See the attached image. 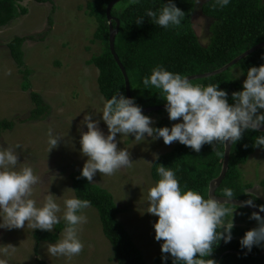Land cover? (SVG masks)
Returning a JSON list of instances; mask_svg holds the SVG:
<instances>
[{
  "label": "clouds",
  "instance_id": "clouds-1",
  "mask_svg": "<svg viewBox=\"0 0 264 264\" xmlns=\"http://www.w3.org/2000/svg\"><path fill=\"white\" fill-rule=\"evenodd\" d=\"M139 2L130 0L131 4ZM200 2L197 0L198 4ZM230 2L214 0L213 6L223 9ZM145 16L155 26L169 29L181 26L185 12L177 7L174 0H167L155 11L146 9ZM145 16L137 18L135 23L141 25ZM142 84L146 90H157L166 102L169 120L179 122L171 127L153 126L155 122L143 114L135 98H128L120 91L104 100L102 109L85 112L81 125L87 130L80 131L79 151L87 159L80 170V177L89 184L93 183L97 173L111 176L118 170L132 167L131 153L118 148L117 134L131 135L137 142L146 141L147 134L152 141L162 138L165 145L179 142L199 153L205 144L212 146L213 150L217 143L237 144L246 131L257 132L264 127V112L259 111L264 109V64L248 68L242 90L231 94L232 103H229L228 93L220 89V84L194 85L187 76L171 72L162 65H157L149 76L143 77ZM96 115L99 119H94ZM101 121L107 126V134L99 127ZM47 135L50 153L64 137L54 134L52 129ZM253 147L264 148V132L255 137ZM18 148V144L0 147V229H22L26 224L32 230L53 232L55 226L63 222L60 238L47 244L46 253L68 259L78 256L84 248L79 232L87 223L83 210L91 207V201L73 195L63 200L61 208L57 196L48 190L38 204L32 196L40 177L31 166L18 167L22 164ZM153 158L158 160V154L154 153ZM156 164L159 178L147 190L146 211L158 217L153 224L154 239L163 241L161 252L170 254L173 264H206L204 258L211 255L215 242L223 240L228 243L232 239L233 219L229 223L226 217H233L235 211L225 205L231 203L234 192L225 187L224 202L212 195L205 198L198 191L188 189L187 185L182 189L174 170ZM261 196H264V189L256 194V199ZM243 206L259 208L250 217L256 221V227L246 231L239 241L241 249L250 252L253 246H264V216L260 215L264 213V205L257 206L254 199H248ZM15 251L16 247L10 244L0 246V255L3 256ZM167 259L168 255H162L164 264ZM0 264H7V260L0 259ZM211 264L215 262L211 260Z\"/></svg>",
  "mask_w": 264,
  "mask_h": 264
},
{
  "label": "rangeland",
  "instance_id": "rangeland-1",
  "mask_svg": "<svg viewBox=\"0 0 264 264\" xmlns=\"http://www.w3.org/2000/svg\"><path fill=\"white\" fill-rule=\"evenodd\" d=\"M90 1L51 0L37 3L34 0H22L18 4L27 10V14L0 29V121L13 122L12 129L0 130V147L20 145L17 152L22 164L18 167L31 166L40 177L32 196L38 204L43 201L48 190L57 196L61 208L64 199L75 196L70 174L74 170L80 171L87 159L79 151L80 131L87 130L81 121L85 112L93 113L102 109L105 100L97 86L98 71L94 65L87 64L91 57L102 52L99 42H92L97 25L86 12V5ZM48 18L53 21L51 28L47 24ZM191 21L201 44L208 46L210 39L203 34L205 23L199 9L195 10ZM30 36L38 39L26 40L23 47L24 63L31 71L28 77L31 88L26 92L22 89V74L11 59L7 44L15 37ZM230 69V77L242 86L246 78L238 68ZM30 92L37 93L48 107L47 112L35 121H27L35 109ZM259 111L264 112V109ZM145 115L153 119V126L162 120L168 121L169 127L179 122L170 121L165 110ZM94 119H99V115ZM99 127L107 134V126L103 121ZM49 129L64 137L50 153ZM145 135L146 141L137 142L131 135L117 134L118 148L131 153L133 165L111 176L97 173L92 184L112 195L119 209L118 222L142 253L145 263L152 264L162 253L163 243L154 239L153 224L158 217L146 212L147 190L155 183L150 173L156 161L153 154L159 157L168 154L180 143L165 145L162 138L152 141L151 137ZM239 170L241 184L251 187V191L247 192V200L254 199V204L259 201L263 205L264 197L256 199L253 190L264 189V149H257L250 154ZM234 211L233 217H226L229 223L233 219L234 228L246 232L256 227V221L250 219L249 215L237 209ZM83 214L87 216V223L81 226L79 232L84 248L78 256L68 259L47 255L46 246L49 243H38L33 236L35 230L25 224L22 229H0V246L10 244L16 247L13 254L0 255V259L7 260V264H36L37 261L45 264H117L113 249L103 235L97 210L90 207L84 209Z\"/></svg>",
  "mask_w": 264,
  "mask_h": 264
},
{
  "label": "trees",
  "instance_id": "trees-1",
  "mask_svg": "<svg viewBox=\"0 0 264 264\" xmlns=\"http://www.w3.org/2000/svg\"><path fill=\"white\" fill-rule=\"evenodd\" d=\"M22 0H0V29L10 25L13 21L22 18L27 10L19 6ZM37 3L51 2V0H34ZM113 0H91L86 5L87 15L94 19L97 27L92 42L98 41L102 52L88 61L98 70L97 85L103 98L109 99L118 91L126 96L123 75L115 63L109 50V30L106 9ZM162 2L167 0H140L131 4L124 0L123 5H115L111 16L118 19L119 30L115 38V53L123 65L130 86L131 98L141 108H150L164 105L166 102L159 96L157 90L144 89L142 78L149 76L151 70L157 65H162L167 70L180 73L184 76H193L218 70L248 51L264 42V0H231L230 4L220 9L214 7V0L200 2L197 0H174L177 7L185 12L180 27L163 29L152 24L150 18L145 16L146 9L157 10L162 7ZM196 9L209 21L208 46H203L195 34L191 17ZM145 16L144 22L137 25L135 20ZM49 28L53 21L48 18ZM113 26L115 23L113 22ZM36 36L15 37L7 44L10 57L22 74V89L29 91L31 84L28 77L31 71L24 63V43L26 40L34 41ZM42 39V38H40ZM264 64V47L239 61L233 67L238 68L246 78V73L251 66ZM231 70V69H230ZM230 70L219 75L191 81L194 85L220 84V89L228 93L229 103H232L231 94L242 90V86L234 81ZM29 96L35 105L27 121H35L42 117L48 110L42 98L35 92ZM170 126L169 122L162 120L155 127ZM13 122L0 121V130H10ZM262 132L246 131L244 137L231 147L227 173L215 192L216 196L223 197L225 187L234 192L232 199L247 201V191L250 185L241 184L239 167L243 166L250 154L257 149L253 147V140ZM224 155V144L217 143L215 149L205 144L199 153L179 144L168 154L160 156L151 168V178L158 180L156 173L157 164H163L176 172L177 178L183 189L198 191L208 198L210 182L217 178L221 172ZM72 188L76 197L91 201V207L97 210L102 224V232L109 241L117 264H146L142 253L136 248L129 234L118 222L119 209L116 207L111 194L80 177V171L74 170L70 174ZM262 205L261 202L255 204ZM264 205V204H263ZM232 210H240L251 217L252 212L230 205H225ZM258 208V207H257ZM64 228L63 222L55 226L53 232L35 230L33 236L38 243H55ZM246 232L237 228L232 229V239L225 243L223 240L213 245V255L205 257L206 264H264V246H253L249 252L241 249L240 239ZM261 254V255H260ZM162 255H168L166 264H173L170 254H159L152 264H164ZM36 264H45L37 261Z\"/></svg>",
  "mask_w": 264,
  "mask_h": 264
},
{
  "label": "water",
  "instance_id": "water-1",
  "mask_svg": "<svg viewBox=\"0 0 264 264\" xmlns=\"http://www.w3.org/2000/svg\"><path fill=\"white\" fill-rule=\"evenodd\" d=\"M122 1H124V0H113L109 3V5L107 6V9H106V16H107L108 30H109V44L108 45H109L110 53H111L115 63L117 64V66L119 67V69L123 75L124 82H125L126 97L131 98L129 81H128L125 69H124L123 65L121 64L117 54L115 53L114 44H115L116 35L118 34V30H119V21H118V19L112 17L110 14L112 8L116 4H118ZM113 22L115 23V26H113ZM263 47H264V42L253 47V48H251V49H249L248 51L244 52L243 54H241L240 56H238L237 58H235L234 60H232L231 62H229L228 64H226L225 66H223L222 68H220L218 70H215V71H212L209 73H205V74H201V75L189 76L188 78L190 79V81H195V80L205 79V78L213 77V76L219 75L221 73H224L227 70H229L230 68H232L234 65H236L239 61H241L242 59L246 58L250 54L256 52L257 50H259ZM164 110H165V104L160 105V106L150 107V108H142L143 114L155 113V112L164 111ZM259 132H264V127H262ZM232 145H230V144L224 145V155H223L221 172L217 178L213 179L210 182L209 188H208V197H209V195L215 196L220 202H224V199H226V198L216 196L215 192L218 189V187L220 186L221 182L223 181V179L227 173L228 164H229V157H230ZM230 202L231 203H228L226 205H230V206H234V207H238V208H243V209H246L252 213L259 211V208H257V207L243 206L244 201H242V200L232 199ZM260 215L264 216V213H260ZM261 254H264V250L261 252Z\"/></svg>",
  "mask_w": 264,
  "mask_h": 264
},
{
  "label": "flooded vegetation",
  "instance_id": "flooded-vegetation-1",
  "mask_svg": "<svg viewBox=\"0 0 264 264\" xmlns=\"http://www.w3.org/2000/svg\"><path fill=\"white\" fill-rule=\"evenodd\" d=\"M203 1H205V0H201V2H203ZM199 5H200V4H197V7H198V8H199ZM200 16L202 17V19L204 20V23H205V25H204V30H203V34L206 35V36H209V27H210L209 22H208L209 20H208L206 17H203L201 14H200ZM250 191H251V190H250ZM250 191H247V192H250ZM260 191H261L260 188H259V189L254 188L253 193H256V194L259 195ZM261 197H262V196H261ZM263 197H264V196H263Z\"/></svg>",
  "mask_w": 264,
  "mask_h": 264
}]
</instances>
